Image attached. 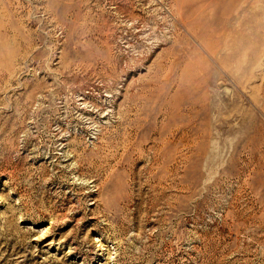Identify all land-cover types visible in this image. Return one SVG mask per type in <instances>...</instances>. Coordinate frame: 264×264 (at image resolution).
<instances>
[{
  "label": "rangeland",
  "instance_id": "rangeland-1",
  "mask_svg": "<svg viewBox=\"0 0 264 264\" xmlns=\"http://www.w3.org/2000/svg\"><path fill=\"white\" fill-rule=\"evenodd\" d=\"M0 264H264V0H0Z\"/></svg>",
  "mask_w": 264,
  "mask_h": 264
}]
</instances>
